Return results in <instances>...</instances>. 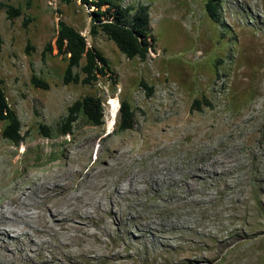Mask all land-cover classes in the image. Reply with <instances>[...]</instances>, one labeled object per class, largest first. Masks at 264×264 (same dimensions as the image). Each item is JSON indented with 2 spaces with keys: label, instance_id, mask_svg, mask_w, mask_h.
I'll return each mask as SVG.
<instances>
[{
  "label": "rangeland",
  "instance_id": "rangeland-1",
  "mask_svg": "<svg viewBox=\"0 0 264 264\" xmlns=\"http://www.w3.org/2000/svg\"><path fill=\"white\" fill-rule=\"evenodd\" d=\"M1 3L22 12L11 20L0 6V78L25 141L6 140L0 122V183L13 176L10 186L27 180L17 194L35 191L72 164L63 183L80 194L82 180L101 171L95 192L105 210L67 214L87 223V232L31 231L38 243L31 257L21 252L27 240L7 237L21 264H264V0H222L219 22L206 0H125L149 9L157 45L146 60L128 59L102 33L92 37L93 8L79 0ZM59 20L106 56L116 84L108 77L93 86L63 82L66 58L56 50L43 56ZM33 75L50 88L35 87ZM87 95L102 98L104 125L79 117L63 136L68 107ZM196 99L201 110L192 109ZM122 100L132 105L135 127L116 133ZM39 205L32 212L49 219Z\"/></svg>",
  "mask_w": 264,
  "mask_h": 264
},
{
  "label": "trees",
  "instance_id": "trees-1",
  "mask_svg": "<svg viewBox=\"0 0 264 264\" xmlns=\"http://www.w3.org/2000/svg\"><path fill=\"white\" fill-rule=\"evenodd\" d=\"M10 1V0H8ZM69 4L73 0H61ZM81 5L93 8L90 12L92 21L90 35L96 37L100 33L114 42L119 51L128 59L139 58L146 60L150 53L156 51L157 40L153 35L149 9L144 6H125V0H79ZM222 0H206L205 9L209 17L219 22L221 20ZM6 9L9 19L14 20L21 16L19 8L11 4L1 3ZM1 49V46H0ZM28 51L32 50L28 46ZM57 54L66 58L68 64L64 73L63 82L69 84H82L93 86L100 78L108 77L116 84L113 70L109 60L96 47L90 46L87 37L75 27L64 20H59L57 35L54 43H48L43 51V56ZM31 83L42 89H49L50 82L39 78L37 75L31 77ZM142 85L148 89L146 83ZM202 102L194 100L192 109L201 110ZM85 120L93 126L104 125L105 107L102 98L87 95L67 109L61 127L62 135L73 133V126L79 119ZM0 122L4 123L3 137L13 145L19 146L25 138L22 134V125L17 113L12 109L4 89V81L0 78ZM135 114L132 105L127 100H122L119 106L118 119L114 132L123 133L134 129ZM47 138H51L48 127L42 126Z\"/></svg>",
  "mask_w": 264,
  "mask_h": 264
},
{
  "label": "bare ground",
  "instance_id": "bare-ground-1",
  "mask_svg": "<svg viewBox=\"0 0 264 264\" xmlns=\"http://www.w3.org/2000/svg\"><path fill=\"white\" fill-rule=\"evenodd\" d=\"M62 170L63 172L57 173L56 180L46 181L43 185H40V187H37V189L35 190L36 192L31 188L27 190L29 192H22L20 194H17L16 191L18 189V185L19 184L21 185V183L24 184L27 180H22L20 182H16L15 184L13 183L14 185L10 186L9 184L14 182L13 176H10L9 178L5 179L2 183H0L1 184L0 188L2 187V185L7 187V189L3 192L4 198L2 202L0 203V264H21V262L17 259V256L14 253V250L10 246L11 244L10 241H6L7 237L9 238L8 240L16 242L17 244L23 242L24 240H27L26 241L27 247L26 248L22 247V249L21 248L20 249H21L22 254L26 252V255L31 257L32 250H33L32 247L35 245L36 246L38 245L36 239L32 237L31 231L37 230L39 234H45V235L49 234V236L50 234H54V236L56 237L66 233L70 227H73V229L76 228L77 230H83L84 232H87V227H88V225H86L87 223L85 224L79 220H71L68 217H66L68 216L67 214H69V212H74L83 217L84 216L90 217L91 216L90 214H92L90 211L91 210L90 208L92 209L99 208L101 211L104 210L101 206V201L97 198L96 192H95L96 191L95 187L99 186L100 184V181L97 179L98 178L97 175L99 173L101 174V171H98L96 174L93 172L92 174L93 176L91 175L92 173L91 172L87 175V177L84 180H82L81 184L86 183L84 187L87 189V191L79 194L78 190L71 191V186L69 183H66V184L63 183L65 179H68V180L71 179L70 176L74 172L73 165L70 164L66 169H62ZM91 170L93 171L95 169L93 168ZM89 178H91V181H89ZM51 185H54L55 189L52 188ZM132 185L135 186L134 181L133 183H131V186ZM116 189H118L117 192L119 193L120 192L119 190H121L119 184L117 185ZM35 194H36V198L33 199L32 195H35ZM44 194H46V197ZM44 197L47 198L46 201L43 200ZM50 199H54L52 204H49ZM40 202H44L45 204L44 206L46 207L44 210L48 212L49 219H46L45 216L42 214V212L41 213L32 212L33 209H39L41 207L39 205ZM114 207L115 206L111 205L109 212L116 214ZM82 208L84 210L81 213ZM36 218L41 219V226L43 227V230L38 229L37 227L38 224L37 225L34 224V221L37 222ZM69 222H72V224L70 225ZM56 228H58V231L55 230ZM82 242L83 241L81 240V242L79 243L81 244ZM61 243L63 244V241H61ZM64 244H67V243L64 241ZM85 254L86 253H84V255ZM45 262L49 263V261H45ZM51 263L52 262H50L49 264Z\"/></svg>",
  "mask_w": 264,
  "mask_h": 264
}]
</instances>
